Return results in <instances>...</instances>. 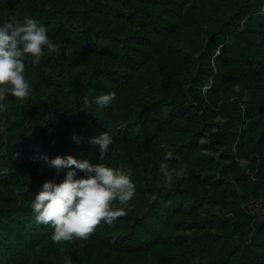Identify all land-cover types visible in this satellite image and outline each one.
Listing matches in <instances>:
<instances>
[{
    "label": "trees",
    "instance_id": "16d2710c",
    "mask_svg": "<svg viewBox=\"0 0 264 264\" xmlns=\"http://www.w3.org/2000/svg\"><path fill=\"white\" fill-rule=\"evenodd\" d=\"M25 14L60 48L25 55L32 93L0 112V264H264V0H0ZM38 152L122 167L132 206L54 240L31 202L67 169Z\"/></svg>",
    "mask_w": 264,
    "mask_h": 264
},
{
    "label": "clouds",
    "instance_id": "9594fccd",
    "mask_svg": "<svg viewBox=\"0 0 264 264\" xmlns=\"http://www.w3.org/2000/svg\"><path fill=\"white\" fill-rule=\"evenodd\" d=\"M46 45L60 48L48 27L34 16L25 14L19 18L13 15L0 23V112L8 107L5 100L9 93L19 98L31 95L33 85L25 75L24 57L30 53L34 61H39ZM239 88L237 84V91ZM115 96V90L106 92L95 97V102L101 107L108 106ZM73 138L79 139L75 133ZM113 139L108 130L92 138L93 143L100 145L99 161L104 159ZM35 155L55 167L57 174L67 169L59 182L55 177L45 180L31 202L37 221L53 226L54 240L87 238L102 219L111 224L132 206L129 202L136 192V185L122 167H112L106 162L93 163L89 158H77L73 154L49 157L38 152ZM171 155L168 152L160 164L168 184L174 176L187 175L183 167H168L167 157ZM78 169L84 174H78ZM117 199L119 205L113 203Z\"/></svg>",
    "mask_w": 264,
    "mask_h": 264
}]
</instances>
